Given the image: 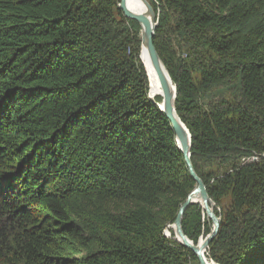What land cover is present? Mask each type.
<instances>
[{
  "label": "trees",
  "instance_id": "obj_1",
  "mask_svg": "<svg viewBox=\"0 0 264 264\" xmlns=\"http://www.w3.org/2000/svg\"><path fill=\"white\" fill-rule=\"evenodd\" d=\"M145 1L193 169L220 210L205 257L264 264V0ZM119 2L0 0V264H198L165 237L196 185ZM178 50L217 61L193 72ZM235 76L239 104L199 106L198 87ZM205 159L230 169L211 184ZM181 227L194 245L212 229L198 203Z\"/></svg>",
  "mask_w": 264,
  "mask_h": 264
},
{
  "label": "water",
  "instance_id": "obj_2",
  "mask_svg": "<svg viewBox=\"0 0 264 264\" xmlns=\"http://www.w3.org/2000/svg\"><path fill=\"white\" fill-rule=\"evenodd\" d=\"M142 1L146 5L149 12V18L147 16L131 12L127 7L126 0H120L118 9L122 12L126 20L134 21L140 27L141 48L142 44H144V49L148 59L156 72L163 91L162 107H159L158 104L155 105L169 122L175 136L177 148L182 153L189 175L196 185L194 190L187 197L186 201L181 205L176 220L172 226L175 234L174 240L183 248L190 250L197 258L199 264H215L212 261H207L205 253L210 242L218 233L220 219L214 213V204L209 198L203 182L196 175L193 169L190 160V134L175 112L174 102L176 99V87L162 64L153 44L154 32L157 23L155 22V17L150 5L145 0ZM194 203H198L200 205L207 220L212 225L210 234L205 239H200L196 245L185 237L181 227V220L184 212L191 204Z\"/></svg>",
  "mask_w": 264,
  "mask_h": 264
},
{
  "label": "rangeland",
  "instance_id": "obj_3",
  "mask_svg": "<svg viewBox=\"0 0 264 264\" xmlns=\"http://www.w3.org/2000/svg\"><path fill=\"white\" fill-rule=\"evenodd\" d=\"M138 41L139 43L136 44L131 51L136 53L138 49L137 59H139V62L143 66L144 56H143V51L141 48L140 32L138 36ZM181 52H182L181 50H178L175 53L176 58L179 61V64L183 63L187 66L190 65L189 68L192 69L193 72L198 70L200 67L205 66L204 65L205 62L212 61L213 63H215L217 61V59L214 56H212L211 54L207 52L204 53L201 50H196L194 52L195 55H191V56L186 53L181 54ZM194 67H195V70H194ZM194 77L198 81L197 73L194 75ZM197 100H198L199 106L203 110H209L212 108L225 109L228 107L229 108L234 107L235 105L241 102L240 92L238 88V77L237 76L232 77L228 81L226 80L222 84L212 86L208 88V91H204L202 87H198ZM203 162L204 163L201 165V170L207 176L211 184H214L216 180L219 179L223 173H227L228 170L230 169V165H225L223 163H220V161L217 159H212L210 161H207L205 159V161ZM239 163L240 161H238L236 164H239ZM229 203H230V199L227 197L225 199H222L219 207L227 209L229 206ZM214 209H216L217 211H220L219 209L215 208V205H214ZM169 230L172 231L173 235L170 233ZM165 236L167 239L175 241L174 240L175 234H174V230L172 229V226H169L165 229ZM207 261L209 262L210 260H207ZM191 264H194V263H191Z\"/></svg>",
  "mask_w": 264,
  "mask_h": 264
},
{
  "label": "bare ground",
  "instance_id": "obj_4",
  "mask_svg": "<svg viewBox=\"0 0 264 264\" xmlns=\"http://www.w3.org/2000/svg\"><path fill=\"white\" fill-rule=\"evenodd\" d=\"M126 4L131 12L139 15L141 14L149 18V12L142 0H126ZM144 46L145 45L142 44L144 56L143 67L147 80L146 95L150 101H152L154 104H158L159 107H162L163 91L156 72L148 59Z\"/></svg>",
  "mask_w": 264,
  "mask_h": 264
}]
</instances>
